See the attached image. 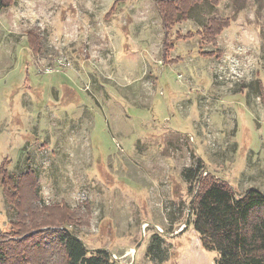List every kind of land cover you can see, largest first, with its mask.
I'll return each instance as SVG.
<instances>
[{"label":"rangeland","instance_id":"374dc122","mask_svg":"<svg viewBox=\"0 0 264 264\" xmlns=\"http://www.w3.org/2000/svg\"><path fill=\"white\" fill-rule=\"evenodd\" d=\"M156 4L0 8L1 236L18 237L4 186L32 178L40 207H81L68 228L117 264H216L191 224L183 170L201 161L236 193H264V0L203 1L167 38ZM215 18L230 24L211 40L202 31Z\"/></svg>","mask_w":264,"mask_h":264},{"label":"trees","instance_id":"16d2710c","mask_svg":"<svg viewBox=\"0 0 264 264\" xmlns=\"http://www.w3.org/2000/svg\"><path fill=\"white\" fill-rule=\"evenodd\" d=\"M203 1L206 0H157L166 38L173 24L188 19L194 7ZM12 2L0 0V8ZM229 24V18H215L202 32L215 40ZM27 41L35 54L41 50V39L33 31L28 33ZM164 51L166 54V42ZM7 177L2 163L0 183L4 185ZM183 177L194 192L189 204L191 224L204 249L217 254L216 264H264V193L256 187L236 193L214 174L204 175L201 161L185 168ZM8 183L10 187L4 186V191L17 211V221L10 226L18 237L0 235V264H117L109 250L88 248L72 237L71 230L72 234L65 230L75 221L80 224L81 207L70 208L60 203L40 207L34 179ZM27 185L32 186L30 203L24 199Z\"/></svg>","mask_w":264,"mask_h":264},{"label":"built area","instance_id":"2783aa9c","mask_svg":"<svg viewBox=\"0 0 264 264\" xmlns=\"http://www.w3.org/2000/svg\"><path fill=\"white\" fill-rule=\"evenodd\" d=\"M228 63H229L230 68H232L235 72L242 71L239 69L242 68L243 63L240 64L237 58L235 57H232V59L230 58Z\"/></svg>","mask_w":264,"mask_h":264},{"label":"water","instance_id":"95a60500","mask_svg":"<svg viewBox=\"0 0 264 264\" xmlns=\"http://www.w3.org/2000/svg\"><path fill=\"white\" fill-rule=\"evenodd\" d=\"M188 224V221H187V223H186V225ZM65 230H67V231H69L70 233H71V231H70V229L68 228V227H65ZM72 234V233H71ZM72 237L73 238H75V239H79V240H81V241H83L79 236H77V235H75V234H72ZM140 244V243H139Z\"/></svg>","mask_w":264,"mask_h":264},{"label":"crops","instance_id":"0c3cea01","mask_svg":"<svg viewBox=\"0 0 264 264\" xmlns=\"http://www.w3.org/2000/svg\"><path fill=\"white\" fill-rule=\"evenodd\" d=\"M220 65V64H219ZM221 66V65H220Z\"/></svg>","mask_w":264,"mask_h":264}]
</instances>
